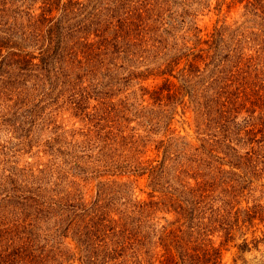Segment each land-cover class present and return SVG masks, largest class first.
<instances>
[{
    "label": "trees",
    "instance_id": "trees-1",
    "mask_svg": "<svg viewBox=\"0 0 264 264\" xmlns=\"http://www.w3.org/2000/svg\"><path fill=\"white\" fill-rule=\"evenodd\" d=\"M138 1L0 0V103H12L7 124L21 151L32 145L33 122L26 125L33 111L21 103L52 98L55 87L51 103L68 86L65 101L77 103L76 113L86 111L78 103L141 106L139 127L128 135L124 126L115 133L106 129L115 123L105 127L93 116L86 133L73 132L70 141L62 134L43 140L61 153L59 163L3 167L0 264H223L235 227L264 223V205L242 206L254 186L243 171L264 173V28L237 34L225 22L204 37L191 17L183 46L174 51L165 43L176 27L173 15ZM231 2L245 3L247 20H264V0ZM134 81L133 91L122 88ZM144 103L158 107L149 126L164 127L160 140H151ZM170 103L193 105L209 137L193 145L173 135ZM150 140L153 158L114 156ZM176 144L181 150L171 151ZM81 161L93 172L88 177ZM126 176H147L148 197L135 194V180ZM263 239L255 237L254 247ZM250 244L244 237L239 248L251 250Z\"/></svg>",
    "mask_w": 264,
    "mask_h": 264
},
{
    "label": "rangeland",
    "instance_id": "rangeland-1",
    "mask_svg": "<svg viewBox=\"0 0 264 264\" xmlns=\"http://www.w3.org/2000/svg\"><path fill=\"white\" fill-rule=\"evenodd\" d=\"M135 1L137 2L138 0ZM143 1L150 2L151 6H153L154 3L156 4V6L162 5L163 11L167 12L168 15H173L172 18H174L175 20L170 21H172V23H174L176 27L174 29L170 28L171 34L168 35L169 40L165 43H167L168 48H171L174 51L175 49L183 46V36L185 35L186 30L189 29V25L191 24V17L193 19H196L194 20L195 25H199V27L203 29L202 34L204 37L209 32L213 31V27L215 25H221L225 22L226 24H228V26L231 27L230 29L235 30L237 34H240L239 28L241 31H243L245 27H250L254 30L264 28V20L262 19H258L257 21L251 19L247 20L246 16H244L245 3L234 4L231 2V0H225V3H222L224 0ZM171 9L172 11L170 13ZM185 10L189 11V15L185 13ZM170 21H168V25L170 24ZM172 79L174 81H177L176 78ZM161 81V78L156 80L152 79L148 81L147 84L154 85ZM130 83V85H128L129 83H127L125 86H122V88L124 90H127V92L133 91V89L136 88L134 86L135 81ZM65 89L66 92L60 99L59 103H51L52 100L58 95L59 88L57 87L54 88L52 94L50 95L52 98L48 97L47 100L41 102L39 101L42 100V96L40 95L37 96L36 99H34V97H29L28 103H21V105L33 111V113L28 116V118H25V123L27 126L33 119L32 124L29 125L31 131L28 138L31 141L32 145L31 147L26 146L24 148L25 150L22 151L20 149V146L16 145V143H18V139L11 138L12 128L9 126V124H7V119H9L11 115H13L8 109L9 105H11L12 103H0V172L3 170V167H5V165H9L8 167L19 169L30 168L31 170L32 168L34 169V167L50 166L53 164L54 160L59 163L60 158L58 156H61V153L59 151L51 149L50 147L42 146L43 140L51 139L53 141L58 136L60 137V134H62L64 139L70 141V134H72L73 132L81 131L82 133L83 131L84 133H86V130L88 128V120L93 116H96L97 121H99L100 125H103L105 127L106 125H114L115 123L114 129L109 126L108 128L106 127V129H112L115 133L118 132V128L120 126H124L125 128L124 135L130 134V128L133 127L135 128V131H137V127H139L137 122L139 120L136 121V115L140 113V103H78V105L82 107L81 109H86V111L83 112L81 110L76 113L74 107L77 106V103H67L65 101V99L71 98L69 87L66 86ZM31 98L33 99V103H29V99ZM144 104H149V110L145 111L149 117L147 120H145V124L149 126L152 117L156 114V108L158 109V107L155 103ZM174 105L175 103L169 104L170 112H172V109L175 112L174 118L172 120V130L174 131L172 132L173 135L183 136L184 138H186V141L190 142L191 144L200 145L203 138L209 137L207 135L205 136L207 132H204V130H206V127L202 124V121L204 122V120H202L194 111L193 105H190L186 108H183L182 104H180L178 107ZM23 110H20V112ZM107 110L109 111V113L104 114ZM84 113H88L90 115H85ZM157 115H159V113H157ZM258 117L256 118L258 119ZM148 128L150 132L149 134L151 135V140H160L163 138L162 135L164 133V127L158 130H156V128H154L153 126H149ZM169 132L171 133V131ZM259 137H261V134ZM60 140L62 141V138H60ZM151 140V143L146 144V146L144 144H141L138 150L127 151L126 148L121 147L116 151L117 154L114 156L118 157L120 155H143L142 152H146L144 153L146 154L145 156H150L153 158L155 153L151 149L154 148V142H152ZM174 148H179V150H181L182 147L179 144H176V146H174L171 151H173ZM70 150L64 149L61 151H64L65 153H71ZM216 151L221 155L222 153H224L220 149V147H217ZM242 151L245 152L244 150ZM14 153H16V155H13ZM10 154L12 155V157ZM3 158H7L9 160L8 163H5L3 165ZM175 158H173V164L175 163ZM179 160L181 162V157L179 158ZM81 165H83V167L87 169V173L84 174L85 176L87 175L88 177V173H90L89 175L93 173L90 166L85 165V163L82 161ZM8 167L6 166V168ZM71 167L72 166L70 164L67 169ZM258 173L260 175L262 171L259 170L257 171V174ZM243 174L244 176L247 175L249 179H252L254 181V186L252 185L253 189L251 191H247L245 193V196L242 198V206H253L255 203L264 205V173H262L261 176L258 177L256 174H253L252 171L250 173H247V170H244ZM125 180H135V183L133 184V187H135V194H137L140 198L148 197V192L151 189L148 187L149 179L147 176L139 178L137 181L135 176H132L131 178H127L126 176ZM229 180L230 179H227L226 177H224L223 179L225 183H230L228 182ZM129 182L127 184L128 186L130 185L129 189H131L132 186ZM240 214L241 218H243V216L245 217L243 211ZM233 234L235 235V239H233V241L228 244L227 249H225L223 264H264V239L260 243L258 248L254 247V244L252 243V240L255 237L257 239L264 238V223L257 224L251 229H248L247 227H243L242 229L235 227ZM243 236L247 237L248 241L251 242V250H247L244 252L240 250L239 245L243 242ZM214 239L218 243L223 240V238L218 237V235H216Z\"/></svg>",
    "mask_w": 264,
    "mask_h": 264
}]
</instances>
